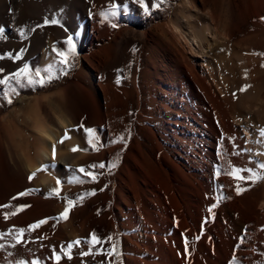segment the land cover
I'll use <instances>...</instances> for the list:
<instances>
[{"label": "rangeland", "instance_id": "rangeland-1", "mask_svg": "<svg viewBox=\"0 0 264 264\" xmlns=\"http://www.w3.org/2000/svg\"><path fill=\"white\" fill-rule=\"evenodd\" d=\"M112 2L127 7L101 22L97 13ZM145 2L152 5L157 0ZM45 19H59L63 27L45 26ZM0 27L6 34L0 39V55H16L25 49L19 61L0 60L5 75L25 64L41 70L54 66V78L43 86L26 81L0 86V148H5V153L0 152V205H30L7 221L3 212L11 209H0V231L27 229L41 219L48 220L25 232L16 248L0 250V264L37 258L52 264V250L77 239L82 243L71 249V259L62 256V264H126L125 250L131 249L133 235L129 222L136 208L129 205L126 220H119L117 207L125 204L120 179L133 185L140 200V188L145 189L142 172L159 188L165 210L174 206V227L169 232L180 237L173 246L181 252L184 264H230L233 257L238 264H264V181H243L245 190L237 195L233 177L223 172L218 178L215 175L217 168H255L264 163V154L258 155L264 153V137L259 132L264 128V55L256 54L264 53V0H162L148 13L135 0H0ZM21 29L27 38L20 37ZM69 36L76 55L63 74L52 46L66 50L64 41ZM73 83L90 89L99 109L97 114L78 89L71 92L68 104L77 124L66 126V132L76 130L79 142L73 147L83 148L87 155L52 178L54 167L48 164L46 171L31 180L32 173L25 168L8 169L3 155L11 164L13 159H22L19 146L25 148L12 122L18 121L15 111L30 110L35 98ZM5 125L12 136L3 132ZM86 128L96 129L98 150L89 146ZM61 131L64 136L66 132ZM119 136L126 139L116 142ZM103 151L105 155L97 160ZM99 163L105 164L104 173L92 169L100 177L94 183L72 171ZM114 163L117 166L112 168ZM74 175L85 182L66 183ZM57 179L62 182L60 197L52 194ZM220 186L230 199L213 209V218L207 209L215 203ZM106 188L113 193L115 227H100L98 222L106 212L101 195ZM25 191L29 195L19 196ZM92 191L96 194L73 207L66 221L55 219L65 210L64 197ZM173 195L176 202L170 200ZM38 199L54 200L57 205L40 206L18 222ZM146 203H138L143 215ZM155 220L150 218L148 232L165 233L167 220ZM58 232L64 237L59 238ZM92 233L105 241L111 235L117 242L119 255L110 256L112 263L106 260L112 243L90 249L87 241ZM99 253L102 261L97 259Z\"/></svg>", "mask_w": 264, "mask_h": 264}, {"label": "bare ground", "instance_id": "bare-ground-1", "mask_svg": "<svg viewBox=\"0 0 264 264\" xmlns=\"http://www.w3.org/2000/svg\"><path fill=\"white\" fill-rule=\"evenodd\" d=\"M207 31L206 29V32ZM75 89L80 91L81 95L92 104L95 112L99 114L98 105L91 90L86 87H79L76 83L70 86L68 85L61 91L52 95L35 98L34 101L30 103V110L20 109L14 113L18 121L12 122L17 132L22 135L25 148L19 146L22 159L18 160L12 158L11 164L6 155H3L4 164L8 169L11 168L15 171L21 167L22 169L25 168L28 173L35 172L37 176L43 173V171H38V169L48 164V166L54 167V169H51L50 173V178H52L65 172L71 164H79L83 156L87 155H84L85 151L83 148L79 152L73 153L71 151L73 146L77 145L79 142L76 130L68 133L70 139L65 140L63 144L59 142L63 137L61 130L63 129V132H66V126L77 124V116L71 111L72 107L68 104V99L71 98V92L73 93ZM3 132L6 134L9 133V137L12 136L9 127H6V125L3 126ZM13 138L15 137L13 136ZM1 147L2 150L0 148V152L3 153L4 151L5 153V148L3 146ZM53 147L56 151L55 158H53L52 154ZM104 155L105 151L99 152L95 158L101 160ZM102 173H104V168L100 169L98 174L102 175ZM140 176L143 178V184L145 185V189L140 188V193L142 192L140 200L137 199L133 185L127 183L124 179H120L122 182L120 191L123 192L121 198L125 201V204H119L117 207L119 220L121 222L126 220L125 213L128 211L129 205L131 208H136V213L129 222L130 230H132L131 233H133V235L131 236V249L125 250L126 264H184L181 252L173 246V242H179L180 237L176 233H170L174 227V222L172 220L174 206L171 208L166 206L165 210L163 196L159 188L153 184L154 181L145 172L140 173ZM104 191L105 193L101 195L105 198L106 212L103 217L101 216L102 220L98 221L101 223L99 226L115 227L113 212L116 209L112 206L113 193L111 189L107 188L104 189ZM45 193L49 195V191ZM172 199L176 202L175 195L170 197L171 201ZM141 200H145V203L147 202L146 205L148 209L144 215L140 212L138 205ZM36 203L32 210L26 211L17 218L19 220L18 222H24L25 217L31 212H37L40 206L52 207L55 201L50 199H38ZM155 203L159 204L158 209H156ZM151 217H155L156 223H158L160 218L161 222L164 219L167 220L165 222V233L154 235V233L148 232L147 225ZM62 237H64V234L60 232L59 238ZM97 259L102 261L103 256L101 253H99ZM106 260L108 263H112L114 258L108 256ZM60 264L62 263L60 262Z\"/></svg>", "mask_w": 264, "mask_h": 264}, {"label": "snow or ice", "instance_id": "snow-or-ice-1", "mask_svg": "<svg viewBox=\"0 0 264 264\" xmlns=\"http://www.w3.org/2000/svg\"><path fill=\"white\" fill-rule=\"evenodd\" d=\"M137 4L143 9L145 13H148L150 11V7H159L160 3L162 0H157L156 4L150 5V3H146L145 0H135ZM121 7H124L126 9V5H121L117 4L115 2H112L107 5V10H100L97 15L99 16L101 22L107 21L109 17H115L117 15V12L120 11ZM44 25H56L63 27L61 25V21L59 19H45L44 20ZM113 27H116V25L113 23ZM66 30V29H65ZM31 31V29H30ZM5 29L3 27H0V39H3L5 37ZM19 35L21 38H27V33L24 31V29H21L19 31ZM64 43L67 45L66 50H59L56 45L52 46V51L55 53L56 57H58L57 63L59 65H62L63 67L60 69L63 74H67L68 69L72 66L71 61L75 58L76 55V50H75V44L73 43V37L69 36ZM25 49H20L19 52L16 55H13L12 52H8L6 54L0 55V60H3L5 58L11 59L13 61H19L23 59V53ZM257 55H264V53H256ZM53 65H49L48 67L44 68L43 70L41 69H32L30 68L27 64H25L23 67H20L17 71H14L10 74L5 75V70L0 67V86L4 87H10L12 82L14 81L17 85L21 84L22 82H25L28 85H36L39 84L40 86H43L45 83L51 81L54 76H53ZM46 73L47 75L42 74ZM117 84L120 83V79L117 78L115 81ZM246 90V88H242L241 91ZM14 91V90H13ZM235 95V94H234ZM11 99L8 100V103H11ZM86 136H87V142L90 147L93 148V150H98L101 145L99 144V137L96 135V129L93 128H86L84 129ZM260 136L264 137V128H261L259 130ZM70 139L69 135L67 132L64 134L62 139L59 141L61 144L64 143L65 140ZM126 138L124 136H119L116 142H123ZM81 149L79 147H73L71 151L73 153L80 151ZM53 158H55L56 151L55 148L53 147ZM224 153H221L223 155ZM264 154V153H258V155ZM117 165L114 163L111 167L115 168ZM103 169L105 168L104 163H99V164H92L88 166V169H85L84 167H80L79 169L72 170L76 173L83 174L84 177H89L91 182H96L98 177L92 169ZM47 167H43L41 169H38V171H46ZM227 174L235 181H237L235 185V191L237 195H240L242 193L243 189L242 188V182L245 180H250L252 183H256L258 181H264V163H258L255 168H241V167H229L227 169H220L217 168L215 170V175L218 178L221 174ZM243 173H247V175H243ZM36 176V173H32L31 176H29V180L33 179ZM85 181L81 178L80 175H74L72 176L71 179L67 180L66 183L68 184H82ZM61 180L57 179L56 181V187L52 189V194H54L57 197H60L61 195ZM222 188L223 186H220V189H218V194L213 197L215 200V203H213L207 211L209 213L213 214V218L215 216L213 209L219 207V204L226 200L230 199V197H226L222 194ZM95 191L81 194L77 196L76 198H69V197H64V200L66 201V207L63 213L60 214L58 218H55L57 220H67L68 219V214L69 211L75 207L77 204L82 203L83 200L87 196L95 195ZM29 195L28 191L21 192L19 193V196H27ZM17 197H13V199H16ZM30 207V205H21L19 207L13 208L12 205L10 204H5V205H0V209H11L10 211L3 212V217L4 220L7 221L10 217L17 215L18 212L22 211L24 208ZM48 223L47 219H41L36 223H33L28 226L27 229L25 228H10L6 232L0 231V241H4L6 237H11L10 240L6 241V243H0V250H4L6 247L10 248H16L17 245L21 244L23 241V236L25 232H31L38 227H40L43 224ZM199 239V237H197ZM107 242L112 243V248L109 249L108 255L109 256H118L119 253L117 251V242L114 241V238L109 235L106 238ZM104 238H101L97 236L95 233H92L90 235V239L87 241L89 248L94 249L96 245H100L106 242ZM82 241L80 239H77L71 243H68L66 245H62L59 250L53 249L51 258L53 259V264H60V260L62 256L67 255L69 259H71V249L73 247H78ZM188 246V241L185 239V247L187 248ZM83 255H89L90 252H84L82 253ZM9 256L12 255L11 252L8 253ZM11 264V262H9ZM15 264H44V261L40 258L33 259L30 261H25L23 259H19L15 261ZM230 264H238V261L235 257L232 258L230 261Z\"/></svg>", "mask_w": 264, "mask_h": 264}]
</instances>
